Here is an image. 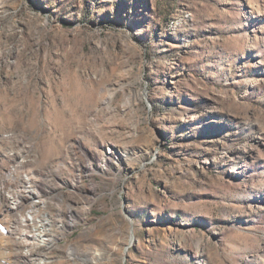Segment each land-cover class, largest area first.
Wrapping results in <instances>:
<instances>
[{
  "label": "rangeland",
  "instance_id": "obj_1",
  "mask_svg": "<svg viewBox=\"0 0 264 264\" xmlns=\"http://www.w3.org/2000/svg\"><path fill=\"white\" fill-rule=\"evenodd\" d=\"M7 192L0 264H264V0H0Z\"/></svg>",
  "mask_w": 264,
  "mask_h": 264
},
{
  "label": "bare ground",
  "instance_id": "obj_2",
  "mask_svg": "<svg viewBox=\"0 0 264 264\" xmlns=\"http://www.w3.org/2000/svg\"><path fill=\"white\" fill-rule=\"evenodd\" d=\"M11 173V172H10ZM26 178V177H25ZM27 179H29L28 177H27ZM26 180V179H25ZM27 184H29V180H27ZM30 190H31V188H30ZM32 191V190H31ZM31 193V192H30ZM33 193V192H32ZM32 195V194H31ZM35 197H36V194L32 197L33 199H35ZM0 199L2 200V201H4V200H6V199H8V200H10V202H11V205H17L18 204V199L13 195V194H11V193H9V192H7L6 194H4L3 196H1L0 197ZM34 201H36V199L35 200H33V202ZM28 215V214H27ZM31 217V216H30ZM30 217H28L29 219H31ZM44 222V221H43ZM45 229V226L42 224L41 225V227H40V230H44ZM40 237L42 238V235L40 234Z\"/></svg>",
  "mask_w": 264,
  "mask_h": 264
}]
</instances>
